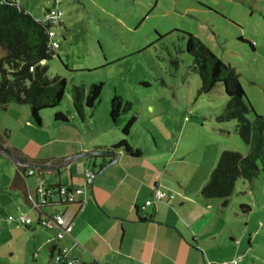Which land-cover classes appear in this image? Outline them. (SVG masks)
Listing matches in <instances>:
<instances>
[{
	"label": "rangeland",
	"instance_id": "rangeland-1",
	"mask_svg": "<svg viewBox=\"0 0 264 264\" xmlns=\"http://www.w3.org/2000/svg\"><path fill=\"white\" fill-rule=\"evenodd\" d=\"M18 1L37 20H44L48 10L61 14L60 22L50 29L59 47L47 62L49 76L64 78L67 84L58 111L67 115L74 111L70 92L73 85L103 83L94 106L98 120L106 121L114 95L129 104L121 121L135 117V122L126 139L133 149L142 152L141 158H136L139 167H149L159 175L166 166L163 178L159 176L154 181L164 185L162 191L166 192L167 187L181 192L188 188L196 193L201 178H206L205 185L223 151L248 153L235 131L236 122H219L228 100L224 87L217 85L208 94L200 93L201 80L191 68L193 62L185 51L184 33L197 37L234 68L254 111L264 117V0ZM11 106L26 113L0 110V125L17 118L20 129L30 108L16 103ZM49 112L45 110L41 116ZM91 112L86 111L89 122ZM248 117L253 119V114ZM112 132L124 137L117 126ZM22 133H12L11 145L25 143ZM39 134L41 140L46 139L42 131ZM167 158L184 159L185 163L166 165ZM211 161L214 166L207 168ZM108 162L107 158H84L43 178L68 182L70 172L83 178L86 170L98 174L100 166ZM200 163L199 169L194 167ZM116 170L117 163L105 171L116 174ZM14 176L11 161L0 155L1 220L17 218L22 212L17 202L21 194L11 189ZM86 198L95 202L88 194ZM140 199L144 202L146 196L141 195ZM213 200L220 202V224L226 221L229 228L220 230L216 241L210 244L213 256L207 261L264 264V173L252 182L237 180L226 206L221 207V199ZM241 205L250 210L244 212ZM26 211L32 219L31 230L15 223H0V264H43L46 249L39 239L42 229L32 231L37 212ZM187 211L183 209L181 213ZM39 246V256L34 258L33 249Z\"/></svg>",
	"mask_w": 264,
	"mask_h": 264
},
{
	"label": "crops",
	"instance_id": "crops-1",
	"mask_svg": "<svg viewBox=\"0 0 264 264\" xmlns=\"http://www.w3.org/2000/svg\"><path fill=\"white\" fill-rule=\"evenodd\" d=\"M11 105L2 111L26 113V110H19ZM87 110L92 111L89 115L91 123L86 119ZM56 111L58 108L41 116V126L35 124L29 111L30 116L27 113L20 129L18 127L20 119L16 118L12 122L2 123L0 134L8 131L10 137L6 141L9 145L34 160L66 157L90 149H110L122 139L119 134L112 132L115 125L110 120L109 110L106 121L98 120L94 108H86L83 118H80L75 111H70L69 120L65 123L54 121L53 116ZM122 120L120 119L121 124L117 129H121L125 123V119ZM24 127L29 132L25 131ZM18 129L24 131L20 135H23L27 142L25 141L24 144L15 142L11 145L12 133H20ZM39 131L46 134V139H40ZM117 152L120 158L117 162L116 174L109 172L107 174L104 171L90 186L85 185V173L81 178L73 176L70 172L68 182H62L60 179L47 181L43 178V175L54 176L56 171H42L45 174L36 171L30 176L25 170L23 173L26 177L22 173L17 178L19 169L11 162L15 171L11 189L21 194L17 201L22 211L20 215L31 219L26 209L29 212L34 210L37 212L38 220L40 214L35 204L42 202V190L46 188L58 185L82 187L95 202L86 198L82 204H63L60 203L62 198L56 193V189L52 195L53 201L59 202L55 209L63 214L66 224L70 227L69 234L60 241V244L72 247L71 255L77 260V264H210L207 260L213 256L211 243L216 241V237L221 233L220 230L226 231L229 227L226 221L220 224L222 213L220 202L204 199L200 195L206 178L204 176L201 178L196 193L188 188H184L181 192L167 187L166 192L163 191L166 198L162 201H153L154 191L165 189L164 185L154 181L167 172L166 166L158 175L149 167L143 168L137 165L136 158H141L142 154L140 157H132L122 150ZM2 157L11 161L4 155ZM173 162L185 163L184 159L173 161L167 158L166 165ZM200 166L201 163L194 165L197 169ZM212 166L214 162L211 161L207 168ZM206 171L209 172L208 169ZM184 185L187 184L183 183ZM141 195L146 196L144 202L140 199ZM148 200H152L150 205H146ZM176 204H179L178 208ZM183 209L188 211L182 214ZM53 211L54 209L49 208L45 209L44 213L51 215ZM37 220L32 231L46 230V232L40 230L39 234L41 236L39 239L42 240L41 246L46 249V257L42 262L51 264L52 248L56 243L55 235L58 228L41 227L37 224ZM1 222L9 223L5 219H0ZM12 223L20 225L17 222ZM32 226H24V228L31 230ZM228 234L231 237L229 229ZM41 246L33 249L34 258L39 256Z\"/></svg>",
	"mask_w": 264,
	"mask_h": 264
},
{
	"label": "trees",
	"instance_id": "trees-1",
	"mask_svg": "<svg viewBox=\"0 0 264 264\" xmlns=\"http://www.w3.org/2000/svg\"><path fill=\"white\" fill-rule=\"evenodd\" d=\"M51 27V23L35 19L18 0H0V48L6 51L0 59V110H6L12 103L28 105L37 126L42 125L41 112L58 108L67 86L64 78H51L48 74L47 62L56 55V49L50 46ZM184 34L185 51L193 62L191 68L198 72L201 80L200 93L208 94L217 85L224 87L228 100L219 122H236L235 131L248 147L245 155L232 150L223 151L201 189L200 195L204 199H221L223 206H226L237 180L252 182L261 172L264 173V117L254 111L234 68L219 59L197 37ZM102 87L103 83L71 87L72 106L80 118L84 117L86 108H94ZM128 107L129 104H123L119 96L112 97L109 117L113 125H120V119L127 114ZM251 113L253 119L248 117ZM53 118L61 123L69 120L67 114L59 111L54 113ZM134 122L135 117H132L122 125L121 132L125 138L112 145L111 150H122L132 157L141 156L142 152L133 149L126 139ZM9 137L8 131L0 134L1 140L6 141ZM99 158L112 159L109 156ZM25 170L29 169H19L16 177ZM47 199L39 208L38 222L46 216L44 210L52 207L49 205L52 198ZM240 207L244 212L250 210L247 205Z\"/></svg>",
	"mask_w": 264,
	"mask_h": 264
},
{
	"label": "built area",
	"instance_id": "built-area-1",
	"mask_svg": "<svg viewBox=\"0 0 264 264\" xmlns=\"http://www.w3.org/2000/svg\"><path fill=\"white\" fill-rule=\"evenodd\" d=\"M60 12L56 10H48L45 14V21L53 24H56L57 22H60ZM51 42L50 46L52 49H56L59 47V44L53 40L54 35L51 33ZM28 175L33 176L36 173V170L29 169ZM23 176H25V173H23ZM95 178V174L92 171V169H88L85 171L84 175V182L85 185L90 186ZM56 193L62 198V201L60 203L63 204H73V203H84L86 201V192L85 188L82 187H69L65 185H61L58 189H56ZM54 194V189L52 188H46L42 190L43 200L41 203L35 204L37 206V209L39 211V208H41V205L46 203L48 201L47 198H52V195ZM166 198V194L156 189L153 193V201H162ZM80 199V200H79ZM59 202H54L52 199V203L49 204L52 206L51 208L54 209L53 213L51 215H46L41 217L40 222L37 220V224L41 227L47 228V229H54L58 228V231L55 235V245L52 248V255H51V262L53 264H77V260H75L72 255V247L63 246L60 244V241L69 234L70 227L66 224L63 214L55 209L56 205H58ZM152 203V200H148L146 202V205H150ZM7 222H17L18 224L28 227L32 224V220L25 215H20L19 217L15 218L13 216H9L5 219ZM235 263V262H234ZM227 264V263H223Z\"/></svg>",
	"mask_w": 264,
	"mask_h": 264
},
{
	"label": "water",
	"instance_id": "water-1",
	"mask_svg": "<svg viewBox=\"0 0 264 264\" xmlns=\"http://www.w3.org/2000/svg\"><path fill=\"white\" fill-rule=\"evenodd\" d=\"M6 51L0 48V57L5 55ZM0 154L6 156L13 162V164L18 168L24 169H34L38 172L42 171H56L59 172L62 169L70 167L72 164L80 161L81 159L87 158H99V157H112V159L103 166L98 174H95V179L103 173L105 170L115 165L120 158V154L117 151L111 149H90L76 154H72L66 157H59L54 159H42L34 160L30 159L17 149L9 145L7 141L0 139ZM93 181V183H94Z\"/></svg>",
	"mask_w": 264,
	"mask_h": 264
}]
</instances>
